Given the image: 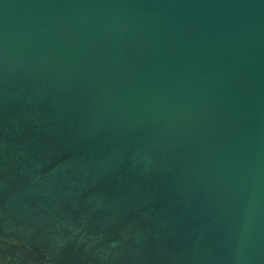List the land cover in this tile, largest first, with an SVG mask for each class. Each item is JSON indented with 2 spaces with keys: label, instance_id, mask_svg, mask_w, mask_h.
I'll return each mask as SVG.
<instances>
[{
  "label": "water",
  "instance_id": "obj_1",
  "mask_svg": "<svg viewBox=\"0 0 264 264\" xmlns=\"http://www.w3.org/2000/svg\"><path fill=\"white\" fill-rule=\"evenodd\" d=\"M0 264H264V0H0Z\"/></svg>",
  "mask_w": 264,
  "mask_h": 264
}]
</instances>
